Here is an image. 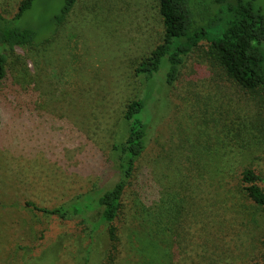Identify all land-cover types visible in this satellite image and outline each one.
<instances>
[{
    "label": "rangeland",
    "instance_id": "1",
    "mask_svg": "<svg viewBox=\"0 0 264 264\" xmlns=\"http://www.w3.org/2000/svg\"><path fill=\"white\" fill-rule=\"evenodd\" d=\"M63 0H37L19 21L49 28ZM190 0L210 30L229 6ZM21 0H0L12 17ZM161 0H78L49 41L16 46L0 80V264H264V85L248 91L202 40L173 85L164 64L148 105L151 133L110 226L101 208L51 210L119 179L113 143L148 81L136 66L163 42ZM264 48V40L262 41Z\"/></svg>",
    "mask_w": 264,
    "mask_h": 264
},
{
    "label": "trees",
    "instance_id": "2",
    "mask_svg": "<svg viewBox=\"0 0 264 264\" xmlns=\"http://www.w3.org/2000/svg\"><path fill=\"white\" fill-rule=\"evenodd\" d=\"M36 1L21 0L12 17L0 12V80L7 74L9 56L15 47L35 48L42 42L49 41L51 34L65 21L78 0H63L49 28L44 31L19 23ZM160 10L165 25L163 42L136 66V74L147 79L148 87L143 96L135 97L127 104L123 114V136L112 145L114 170L120 176L119 179L102 190H87L67 204L51 210L44 208L61 217L101 208V220L110 226L112 237L115 235L114 222L120 211L122 195L139 169L138 161L150 138L152 112L148 100L151 98L152 85L163 65H166L164 83L171 86L177 79L185 56L205 39L217 50L220 63L227 74L244 88L253 92L264 85V15L259 7L250 1L230 5L233 18L218 33L209 29L211 22H204L206 19L199 17L190 0H161ZM260 178L253 169L243 172V180L250 182L246 186L249 197L264 208V190L256 183Z\"/></svg>",
    "mask_w": 264,
    "mask_h": 264
}]
</instances>
